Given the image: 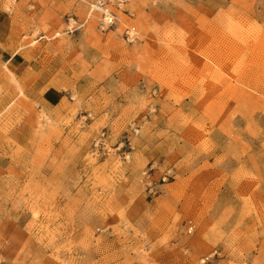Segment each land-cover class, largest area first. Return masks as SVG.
Returning a JSON list of instances; mask_svg holds the SVG:
<instances>
[{"label": "rangeland", "instance_id": "1", "mask_svg": "<svg viewBox=\"0 0 264 264\" xmlns=\"http://www.w3.org/2000/svg\"><path fill=\"white\" fill-rule=\"evenodd\" d=\"M0 11V264H264V0Z\"/></svg>", "mask_w": 264, "mask_h": 264}, {"label": "crops", "instance_id": "2", "mask_svg": "<svg viewBox=\"0 0 264 264\" xmlns=\"http://www.w3.org/2000/svg\"><path fill=\"white\" fill-rule=\"evenodd\" d=\"M1 15L3 14L0 11V45L6 43L7 38V32L4 27L7 19L1 18ZM18 59L19 58L16 55L11 54L9 51L4 50L3 47L0 46V78L6 79V86L9 84L8 79H10L11 74L19 75L24 72L23 69H19L23 66L25 61L22 60L21 62H18ZM16 62L17 64H15ZM3 66L5 69H1Z\"/></svg>", "mask_w": 264, "mask_h": 264}, {"label": "built area", "instance_id": "3", "mask_svg": "<svg viewBox=\"0 0 264 264\" xmlns=\"http://www.w3.org/2000/svg\"><path fill=\"white\" fill-rule=\"evenodd\" d=\"M109 22L111 23L112 22V18H109ZM128 34H129V38L131 40H135L137 37H136V32H135V29H129L128 30ZM193 231V227H190L189 228V233H192ZM219 257V252L217 250H215L214 252H212L211 254H209L208 256L206 257H203L201 260H200V263L201 264H206V263H209L211 260H214L215 258H218Z\"/></svg>", "mask_w": 264, "mask_h": 264}]
</instances>
